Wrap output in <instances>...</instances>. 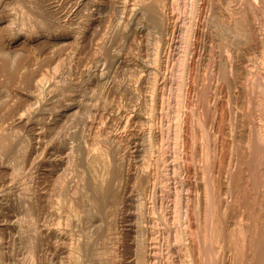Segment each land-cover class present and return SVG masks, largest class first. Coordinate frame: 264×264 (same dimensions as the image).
I'll return each instance as SVG.
<instances>
[{
	"label": "rangeland",
	"instance_id": "rangeland-1",
	"mask_svg": "<svg viewBox=\"0 0 264 264\" xmlns=\"http://www.w3.org/2000/svg\"><path fill=\"white\" fill-rule=\"evenodd\" d=\"M263 173L264 0H0V264H264Z\"/></svg>",
	"mask_w": 264,
	"mask_h": 264
},
{
	"label": "bare ground",
	"instance_id": "bare-ground-1",
	"mask_svg": "<svg viewBox=\"0 0 264 264\" xmlns=\"http://www.w3.org/2000/svg\"><path fill=\"white\" fill-rule=\"evenodd\" d=\"M215 22V21H214ZM216 25V24H215ZM261 137V136H260ZM93 150V149H92ZM95 150V149H94ZM43 153V152H42ZM99 153V152H98ZM93 154V153H92ZM93 158V157H92ZM96 158V157H95ZM262 158V157H261ZM100 161V160H99ZM262 163V162H261ZM105 166H107V163H106V165ZM118 172V171H117ZM120 172V171H119ZM116 173V172H115ZM264 174V173H263ZM117 177V176H116ZM253 180V179H252ZM264 186V185H263ZM109 187V186H108ZM103 188V187H102ZM106 188V187H105ZM109 190V189H108ZM98 191V190H97ZM104 191V190H103ZM110 191V190H109ZM108 192V191H107ZM107 192H106V194H107ZM110 194V193H109ZM100 195V194H99ZM106 196V195H105ZM254 201V200H253ZM263 201V200H262ZM262 205V204H261ZM205 212V211H204ZM69 218V217H68ZM70 219V218H69ZM70 222V221H69ZM259 236H260V234H259ZM261 237V236H260ZM259 238V237H258ZM261 243V242H260ZM256 245V244H255ZM258 250V249H257ZM137 251V250H136ZM258 253V252H257ZM69 254H71V253H69ZM71 256V255H70ZM70 256H69V258H70ZM262 262V261H261Z\"/></svg>",
	"mask_w": 264,
	"mask_h": 264
}]
</instances>
